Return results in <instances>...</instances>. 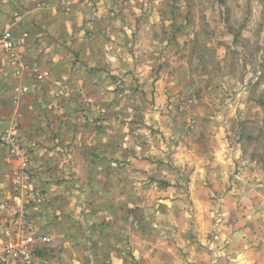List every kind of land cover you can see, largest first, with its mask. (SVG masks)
<instances>
[{
  "label": "crops",
  "instance_id": "crops-1",
  "mask_svg": "<svg viewBox=\"0 0 264 264\" xmlns=\"http://www.w3.org/2000/svg\"><path fill=\"white\" fill-rule=\"evenodd\" d=\"M142 1L124 0L121 13L111 0H0V31L15 42L13 52L0 50V204L8 208L0 211V240L12 238L20 210L49 238L30 264H181L176 244L190 255L189 227L175 223L188 213L186 179L171 171L179 161L121 122L143 115L120 108L121 99L153 91L140 58H152L155 43ZM42 72L48 76L37 80ZM152 94L160 100L162 88ZM12 141L27 152L29 190L43 201L13 198L22 159L10 152ZM204 178L190 174V193L204 191ZM234 236L226 253L235 251Z\"/></svg>",
  "mask_w": 264,
  "mask_h": 264
},
{
  "label": "rangeland",
  "instance_id": "rangeland-1",
  "mask_svg": "<svg viewBox=\"0 0 264 264\" xmlns=\"http://www.w3.org/2000/svg\"><path fill=\"white\" fill-rule=\"evenodd\" d=\"M111 1L122 13L124 0ZM156 1L141 8L153 27V57L140 56L153 91L119 104L143 112L121 122L139 140L166 145L179 161L171 171L187 181L181 208L188 213L175 223L189 227L192 244L190 255L176 244V256L181 264L201 256L206 264H264V0ZM202 171L206 194H192L188 178Z\"/></svg>",
  "mask_w": 264,
  "mask_h": 264
},
{
  "label": "built area",
  "instance_id": "built-area-1",
  "mask_svg": "<svg viewBox=\"0 0 264 264\" xmlns=\"http://www.w3.org/2000/svg\"><path fill=\"white\" fill-rule=\"evenodd\" d=\"M14 49L15 42L12 32L9 29L1 30L0 50L11 53ZM47 76V72H42L36 76V79L42 80ZM9 145L10 152L18 155L22 159L20 168L12 176L13 198L16 200L31 198L35 201H43L44 198L41 195L29 190L33 176L28 170L29 161L27 152L19 148L13 141ZM1 210L7 211V205L0 204ZM13 215L18 228L11 239L0 240V264H30L33 259L35 247L38 244L47 245L49 238L46 236H37L20 210H16Z\"/></svg>",
  "mask_w": 264,
  "mask_h": 264
}]
</instances>
